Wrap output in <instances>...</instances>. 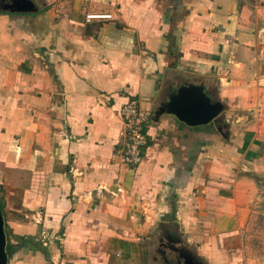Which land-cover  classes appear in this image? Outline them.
<instances>
[{"label":"crops","instance_id":"obj_1","mask_svg":"<svg viewBox=\"0 0 264 264\" xmlns=\"http://www.w3.org/2000/svg\"><path fill=\"white\" fill-rule=\"evenodd\" d=\"M32 1L0 11L7 264H264V0ZM191 87L221 133L159 112Z\"/></svg>","mask_w":264,"mask_h":264},{"label":"water","instance_id":"obj_2","mask_svg":"<svg viewBox=\"0 0 264 264\" xmlns=\"http://www.w3.org/2000/svg\"><path fill=\"white\" fill-rule=\"evenodd\" d=\"M0 11L6 13H34L37 9L32 0H8L5 3H0ZM224 108L225 105L221 100L215 99L212 102L203 95L200 88L191 87L183 89L179 94L172 96L169 103L163 105L159 112L172 114L188 126H201L211 123L221 133L218 123L219 116ZM7 263L6 235L0 209V264ZM183 264H192V262L185 259Z\"/></svg>","mask_w":264,"mask_h":264},{"label":"built area","instance_id":"obj_3","mask_svg":"<svg viewBox=\"0 0 264 264\" xmlns=\"http://www.w3.org/2000/svg\"><path fill=\"white\" fill-rule=\"evenodd\" d=\"M109 15H88L86 22L92 19H105ZM148 113L141 109L135 101H130L122 107L121 118L123 129L120 137L123 139L121 157L124 164L137 166L141 162L142 149L146 142V125Z\"/></svg>","mask_w":264,"mask_h":264}]
</instances>
